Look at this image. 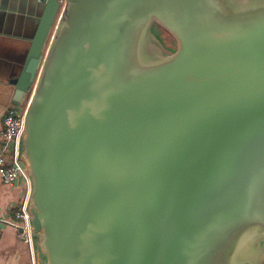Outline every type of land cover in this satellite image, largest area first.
I'll list each match as a JSON object with an SVG mask.
<instances>
[{
	"label": "water",
	"instance_id": "obj_1",
	"mask_svg": "<svg viewBox=\"0 0 264 264\" xmlns=\"http://www.w3.org/2000/svg\"><path fill=\"white\" fill-rule=\"evenodd\" d=\"M41 2L13 102L36 264H264V0Z\"/></svg>",
	"mask_w": 264,
	"mask_h": 264
},
{
	"label": "crops",
	"instance_id": "obj_2",
	"mask_svg": "<svg viewBox=\"0 0 264 264\" xmlns=\"http://www.w3.org/2000/svg\"><path fill=\"white\" fill-rule=\"evenodd\" d=\"M44 7L41 0H0V151L5 145L1 136L4 116L13 105L15 81L26 63ZM27 191L26 180L11 186L0 176V264H32L33 253L20 239L15 216Z\"/></svg>",
	"mask_w": 264,
	"mask_h": 264
},
{
	"label": "built area",
	"instance_id": "obj_3",
	"mask_svg": "<svg viewBox=\"0 0 264 264\" xmlns=\"http://www.w3.org/2000/svg\"><path fill=\"white\" fill-rule=\"evenodd\" d=\"M61 2H62V9L60 11V14L66 4V0H61ZM60 14L58 15L57 21L59 20ZM29 102L30 101L28 98V100L25 102L24 105L22 106L11 105L8 108L4 116L3 131L1 132V136L3 141L5 142V145L3 150L0 151V176L4 179V181L7 184L11 186H13L19 179L26 180V182L28 183V191H29V179L26 172V167L19 158L18 144H19L20 136L24 129ZM10 143L14 144L13 153H10L8 151L9 150L8 144ZM28 191H27V195H28ZM26 197L24 200V204L15 213L16 219L20 222L19 224H16V228L20 232V239L22 240V243L28 246L32 252L30 216L26 211ZM20 230H22V232ZM32 264H36L34 256H33Z\"/></svg>",
	"mask_w": 264,
	"mask_h": 264
},
{
	"label": "rangeland",
	"instance_id": "obj_4",
	"mask_svg": "<svg viewBox=\"0 0 264 264\" xmlns=\"http://www.w3.org/2000/svg\"><path fill=\"white\" fill-rule=\"evenodd\" d=\"M55 27L53 29L52 34H54V32L56 30ZM151 30H152V35H153L152 41L154 40V41H156V43L158 42L159 44H161L165 50L169 49V48H174V47L176 48L175 39L166 30H164L162 27L157 26V25H153ZM150 42H151V40H150ZM49 44H50V42L47 45V49L49 47Z\"/></svg>",
	"mask_w": 264,
	"mask_h": 264
},
{
	"label": "bare ground",
	"instance_id": "obj_5",
	"mask_svg": "<svg viewBox=\"0 0 264 264\" xmlns=\"http://www.w3.org/2000/svg\"><path fill=\"white\" fill-rule=\"evenodd\" d=\"M58 22H56V24H57ZM46 50H47V48H46Z\"/></svg>",
	"mask_w": 264,
	"mask_h": 264
}]
</instances>
